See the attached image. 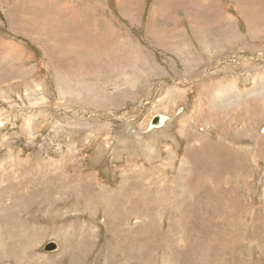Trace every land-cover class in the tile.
Segmentation results:
<instances>
[{
    "label": "rangeland",
    "instance_id": "rangeland-1",
    "mask_svg": "<svg viewBox=\"0 0 264 264\" xmlns=\"http://www.w3.org/2000/svg\"><path fill=\"white\" fill-rule=\"evenodd\" d=\"M0 264H264V0H0Z\"/></svg>",
    "mask_w": 264,
    "mask_h": 264
},
{
    "label": "water",
    "instance_id": "water-1",
    "mask_svg": "<svg viewBox=\"0 0 264 264\" xmlns=\"http://www.w3.org/2000/svg\"><path fill=\"white\" fill-rule=\"evenodd\" d=\"M157 120L158 119H156L153 123H155V122H157ZM56 244L54 243V242H49V243H47L44 247H43V249L45 250V251H53V250H55L56 249Z\"/></svg>",
    "mask_w": 264,
    "mask_h": 264
},
{
    "label": "bare ground",
    "instance_id": "bare-ground-1",
    "mask_svg": "<svg viewBox=\"0 0 264 264\" xmlns=\"http://www.w3.org/2000/svg\"><path fill=\"white\" fill-rule=\"evenodd\" d=\"M159 115V114H158ZM165 115V114H164ZM164 115H160V117H158V120L156 125H154L155 127L161 126L165 120V116ZM151 123V122H150ZM151 127L153 126L152 124L150 125Z\"/></svg>",
    "mask_w": 264,
    "mask_h": 264
}]
</instances>
